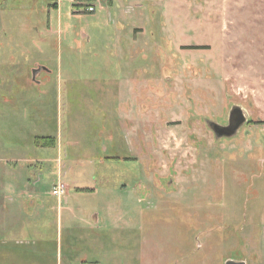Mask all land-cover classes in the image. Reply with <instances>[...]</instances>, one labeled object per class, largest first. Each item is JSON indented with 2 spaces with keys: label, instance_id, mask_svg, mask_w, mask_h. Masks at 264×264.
<instances>
[{
  "label": "rangeland",
  "instance_id": "rangeland-1",
  "mask_svg": "<svg viewBox=\"0 0 264 264\" xmlns=\"http://www.w3.org/2000/svg\"><path fill=\"white\" fill-rule=\"evenodd\" d=\"M229 259L264 264V0H0V264Z\"/></svg>",
  "mask_w": 264,
  "mask_h": 264
},
{
  "label": "water",
  "instance_id": "water-1",
  "mask_svg": "<svg viewBox=\"0 0 264 264\" xmlns=\"http://www.w3.org/2000/svg\"><path fill=\"white\" fill-rule=\"evenodd\" d=\"M35 69L32 71V78H35ZM246 116L239 106H233L229 113V120L226 126L214 125V132L217 136H231L233 135L239 126L245 121ZM225 264H245L244 261L227 260Z\"/></svg>",
  "mask_w": 264,
  "mask_h": 264
},
{
  "label": "built area",
  "instance_id": "built-area-1",
  "mask_svg": "<svg viewBox=\"0 0 264 264\" xmlns=\"http://www.w3.org/2000/svg\"><path fill=\"white\" fill-rule=\"evenodd\" d=\"M74 5L77 6V10H83L84 12H94L96 5L101 0H70ZM66 193V186L57 182L52 188V194L59 197Z\"/></svg>",
  "mask_w": 264,
  "mask_h": 264
},
{
  "label": "trees",
  "instance_id": "trees-1",
  "mask_svg": "<svg viewBox=\"0 0 264 264\" xmlns=\"http://www.w3.org/2000/svg\"><path fill=\"white\" fill-rule=\"evenodd\" d=\"M43 142H46V143H43V144H47V145L54 144V138H52V137H45V140Z\"/></svg>",
  "mask_w": 264,
  "mask_h": 264
},
{
  "label": "flooded vegetation",
  "instance_id": "flooded-vegetation-1",
  "mask_svg": "<svg viewBox=\"0 0 264 264\" xmlns=\"http://www.w3.org/2000/svg\"><path fill=\"white\" fill-rule=\"evenodd\" d=\"M230 110H231V109H230ZM229 113H230V111H229ZM228 120H229V116H228ZM245 121H246V119H245ZM245 121H244V122H245ZM244 122H243V123H244ZM243 123H242V124H243ZM227 124H228V122H227ZM227 124H225V125H220V126H226ZM242 124H241V125H242ZM241 125H240V126H241ZM240 126H239V127H240ZM213 128H214V127H213ZM237 130H238V129H237Z\"/></svg>",
  "mask_w": 264,
  "mask_h": 264
}]
</instances>
